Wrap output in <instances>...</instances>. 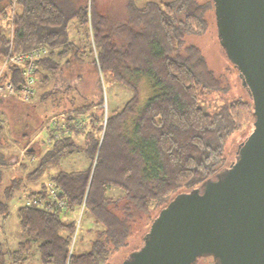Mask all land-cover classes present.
I'll return each mask as SVG.
<instances>
[{"label": "trees", "instance_id": "1", "mask_svg": "<svg viewBox=\"0 0 264 264\" xmlns=\"http://www.w3.org/2000/svg\"><path fill=\"white\" fill-rule=\"evenodd\" d=\"M12 2L0 0V18L11 21L12 50L47 45L35 87H42L37 94L43 107L53 106L65 125L58 137L56 124L48 130L53 139L25 179L39 181L65 156H75L78 167L47 174L28 189L26 198L42 204L17 205L22 235L13 249L0 242V264H122L178 194L202 189L222 174L232 162L227 156L234 135L252 129L250 97L232 98L214 112L199 102L218 93L222 79L200 48L184 40L204 31L213 0L148 1L142 7L128 0L123 20L107 14L98 0H15L14 10ZM7 35L0 29V61L9 49ZM85 72L95 79V98L82 84ZM2 77L18 88L21 68L10 64ZM102 78L127 86L131 95L120 106L103 107ZM142 80L153 92L139 108ZM12 97L0 95V103ZM30 146L35 150V144L26 146L27 154ZM3 176L0 165V185ZM22 181L3 186L1 217L9 214L7 199ZM80 209L101 227L86 251L74 253ZM35 249L37 263L30 259Z\"/></svg>", "mask_w": 264, "mask_h": 264}, {"label": "water", "instance_id": "2", "mask_svg": "<svg viewBox=\"0 0 264 264\" xmlns=\"http://www.w3.org/2000/svg\"><path fill=\"white\" fill-rule=\"evenodd\" d=\"M213 10L253 100L252 129L222 174L178 194L122 264H197L205 254L213 264H264V0H213Z\"/></svg>", "mask_w": 264, "mask_h": 264}, {"label": "rangeland", "instance_id": "3", "mask_svg": "<svg viewBox=\"0 0 264 264\" xmlns=\"http://www.w3.org/2000/svg\"><path fill=\"white\" fill-rule=\"evenodd\" d=\"M100 5L107 14L114 15L117 19L123 20L126 16L125 4L128 0H98ZM139 7L145 5L148 1H160L168 3L173 0H132ZM200 1V0H199ZM5 0H1L4 3ZM13 3V2H12ZM11 9L12 7L11 4ZM14 10V8L12 9ZM206 27L202 33L189 35L184 40L185 43L197 45L204 57H206L210 67L215 71L217 75L222 79L221 88L218 93L209 92L200 97L199 102L203 106L206 112H214L218 109L220 104L229 102L230 99L236 97H250V93L244 85L243 79L240 78L237 67L233 64L232 60L226 54L224 46L220 43L216 33V21L214 17L213 7L207 9L206 13ZM0 29L7 32V36L11 33V21L7 23V20L0 18ZM3 60V59H2ZM0 61V64L2 62ZM1 66V65H0ZM86 85L89 88V96L97 97V89L94 87L95 79L85 72L84 75ZM102 84V95H103V107L107 106L110 109L120 106L126 99L131 95L130 89L121 83L113 82L109 83L105 78L101 79ZM36 88V87H35ZM42 88V87H40ZM37 87L34 95L28 101H22L18 97L14 96L11 100L4 103H0V124L3 125V131L0 135V153L2 159H0L1 168L4 169L3 182L0 185V198L4 199L2 193L3 186L8 184L11 179L21 178L23 179L20 187H16L14 194L7 199L9 203V214L3 218L0 216V242L4 248L13 249L16 242L21 238L22 232L18 226V216L15 214L17 205L25 201L28 189L37 188L42 177L49 174L56 173L60 169L72 170L78 167L75 156H65L60 161L53 163L50 166L49 171L41 176L40 180L25 179V173L31 164L35 163L42 150L45 151L49 147V132L48 130L55 124L57 129L59 125H63V121L59 120L62 114L54 112L56 109L47 103L43 107L42 98L38 96ZM153 90L149 82L143 81L140 89V97L138 100L137 107L143 106L146 99L152 94ZM247 95V96H245ZM251 98V97H250ZM48 109L45 111V109ZM51 112V113H50ZM50 114V115H49ZM132 116V115H131ZM86 124V123H85ZM87 125V124H86ZM88 127V125L86 126ZM36 128V129H35ZM130 120L125 125L127 133L131 131ZM35 129V131H34ZM56 129V130H57ZM246 128L243 132L236 133L233 137V141L228 152L227 159L233 161L236 146H238L243 139L247 136L246 133L249 131ZM62 133V132H61ZM60 133V134H61ZM34 136V140L27 142ZM83 134L79 135L82 138ZM25 142V143H24ZM27 146L35 144V150L32 146V150L29 154L26 153ZM75 160V161H74ZM23 162H26L24 167L21 166ZM80 163V162H79ZM48 174V175H47ZM114 192V191H112ZM18 193H23L21 199L17 198ZM111 193V192H110ZM76 223V237L73 243L74 253L86 251L90 247V242L97 237V231L101 227L100 223L93 221V218L88 212H82L78 210L75 215ZM34 263H37L38 253L35 249L30 256ZM197 264H213V260L210 257H202L197 260Z\"/></svg>", "mask_w": 264, "mask_h": 264}, {"label": "built area", "instance_id": "4", "mask_svg": "<svg viewBox=\"0 0 264 264\" xmlns=\"http://www.w3.org/2000/svg\"><path fill=\"white\" fill-rule=\"evenodd\" d=\"M15 0H13L12 7L14 6ZM14 8V7H13ZM12 8V9H13ZM12 29V27H11ZM12 31L9 35V49L6 52L7 54L3 58L0 66V95H8L18 97L22 101H28L35 93V82L37 80V76L35 75L36 69L38 67V60L44 57L47 54L48 47L46 44H38L32 46V48L27 50H22L21 52H14L12 50ZM17 65L21 68V81L19 82L18 88L14 87L13 81L10 79H5L3 76L5 68L10 65ZM55 124V121H53ZM80 123H83L81 121ZM65 130V125H59L58 129L54 132V137H58L60 133ZM52 137H49L51 140ZM52 141V140H51ZM53 194V192H52ZM24 202H34L38 203L35 198H28ZM42 204V202H39ZM60 206H63V202H59ZM82 208V207H81ZM81 211V209H80Z\"/></svg>", "mask_w": 264, "mask_h": 264}, {"label": "crops", "instance_id": "5", "mask_svg": "<svg viewBox=\"0 0 264 264\" xmlns=\"http://www.w3.org/2000/svg\"><path fill=\"white\" fill-rule=\"evenodd\" d=\"M55 132V131H54ZM34 140V136L31 138V139H29L27 142H31V141H33ZM26 146H27V144H26ZM23 193H19V198L21 197V195H22ZM21 199V198H20Z\"/></svg>", "mask_w": 264, "mask_h": 264}]
</instances>
